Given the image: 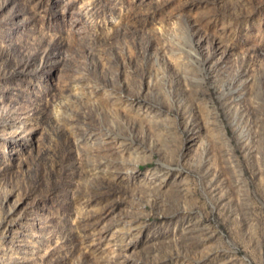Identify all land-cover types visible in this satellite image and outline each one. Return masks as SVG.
<instances>
[{
  "label": "rangeland",
  "instance_id": "obj_1",
  "mask_svg": "<svg viewBox=\"0 0 264 264\" xmlns=\"http://www.w3.org/2000/svg\"><path fill=\"white\" fill-rule=\"evenodd\" d=\"M0 264H264V0H0Z\"/></svg>",
  "mask_w": 264,
  "mask_h": 264
}]
</instances>
